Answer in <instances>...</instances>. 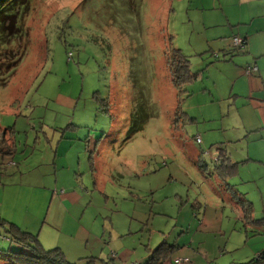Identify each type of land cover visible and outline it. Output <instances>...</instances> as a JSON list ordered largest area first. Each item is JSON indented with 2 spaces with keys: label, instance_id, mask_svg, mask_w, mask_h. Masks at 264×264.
<instances>
[{
  "label": "rangeland",
  "instance_id": "1",
  "mask_svg": "<svg viewBox=\"0 0 264 264\" xmlns=\"http://www.w3.org/2000/svg\"><path fill=\"white\" fill-rule=\"evenodd\" d=\"M186 5L187 0L31 1L23 58L12 76L0 77V147H17L4 162L12 161L15 174L0 172L1 180L13 177L10 187H16L0 192V214L37 233L40 226L31 222L43 221L51 195L68 189L63 201L72 204L74 221L64 210L65 223L45 222L56 235L44 231L41 242L60 247L70 262L95 257L96 264H145V247L162 241L180 246L172 259L182 258V222H193L182 208L195 198L201 201L195 210L200 218L204 208L215 213L217 202L226 207L218 210L225 213L221 222L209 225L224 232L201 228L207 242L200 253L220 257L216 236L225 234L224 243L233 227L235 235L244 234L241 221L231 217L234 191L213 171L210 155L190 156L198 147L213 155L217 144L208 139L226 141L235 134L226 129L227 113L219 114L227 99L218 105L209 92L220 75L210 53L213 47L222 54L213 40L225 30L222 19ZM170 47L187 55L196 75L178 82L182 92L170 75ZM197 137L205 144L197 145ZM224 145L234 158L245 150L241 138ZM249 166L253 173L242 186L255 189L264 180V166ZM59 207L55 200L54 224ZM191 228L195 233L197 225ZM2 234L0 226V250H6ZM192 264H203V256Z\"/></svg>",
  "mask_w": 264,
  "mask_h": 264
},
{
  "label": "crops",
  "instance_id": "2",
  "mask_svg": "<svg viewBox=\"0 0 264 264\" xmlns=\"http://www.w3.org/2000/svg\"><path fill=\"white\" fill-rule=\"evenodd\" d=\"M187 3V9H194L200 12L202 16L204 14L209 17L216 16L222 19L223 23L220 25L223 26L225 30L220 33L221 35L219 37L213 39L215 40V47L219 48L222 54L218 56V53H214L213 47L211 48L212 53H210L216 62L213 68L218 70L220 75L217 79H212L209 92L217 98L218 105H220L222 99H227L224 101L226 102V107L218 108L219 114L222 116L224 113H227L228 119L230 120L226 129H231L235 134V136L231 137V135L229 137L232 139L226 141H221L223 140L221 138L208 139L211 140L210 144L211 142L217 144L213 155L211 149L208 148V150L204 149L206 147H198L199 151L195 149L194 155L190 154V156L200 157L202 155L208 157L210 155L212 156H209L210 161H216L219 150L226 152L224 142L230 140L235 141L238 138L245 141V150L239 157L234 158L231 151L227 154V156L230 157L231 163L237 164L236 173L229 178L230 182L228 183L231 189H235L236 186H238L236 188L238 194L233 196L234 200H228L232 205L231 217L234 218L236 215V219L243 224L244 212L241 207V201L250 204L253 209L252 219H259L264 216V180H261L258 185H254L256 186L255 189H252L251 185L245 188L242 186L246 185L244 184L246 182L249 183V178L246 175L253 173V167L249 166V164L264 166V0H187ZM203 24H205V21ZM234 36H240L245 39L246 43L242 49H233L230 39ZM248 65L257 66V70L251 74H246L244 69ZM228 84H230L229 87ZM225 87H227L226 90ZM3 137H5V134ZM85 139L84 141L86 144ZM200 143L204 145L205 141H201ZM196 144L199 145L198 143ZM0 148H2L3 151L2 153L0 152V172L3 171L1 175L6 177L9 173L15 174V171L12 170V161L9 160L11 164L4 162L7 159L5 154H10L13 148H17L16 144L9 145L6 152L3 149L4 147ZM213 165L214 163H212V166ZM245 169L247 170L245 171ZM262 175L264 177V171ZM12 178L13 177L4 180L0 179V192L4 194L13 191L10 187L12 185ZM235 179H238V181ZM14 185L15 183L13 187L14 191H16ZM54 185L56 186V183H54ZM45 188L50 187L45 186ZM61 190H63V194L59 192V196H55V194L51 195L52 197L49 201L51 207L49 206L43 221L40 223L39 220L31 222L32 226H40L37 232L40 241H42V232L44 231L48 232V237L54 238L56 231L47 227L45 222L48 221L56 226L59 222L65 223L66 213L64 210L69 213V218L74 221L71 214L72 210H68L72 204H67L63 201L68 189L62 188L59 191ZM255 191L258 192L257 197L251 195V193ZM220 198L225 202L226 195L224 190ZM55 200H57L62 207H59L61 209V214L58 215L57 223L54 224L51 220L52 212L50 210L55 209ZM185 202L187 203V199ZM186 203H184V205ZM200 204L201 201L195 198L189 201L190 206H182V210L185 211L186 215H192L193 220V222H188V225H186L187 227H185V224L182 222V249L180 250V252H182V257H188L190 259V264L200 255L203 256V264H212L211 262L216 264L214 260L217 258V261L222 260L224 262L222 264L244 262L264 251V224L258 226H252L250 224L246 227L243 226L244 234L242 235L240 231L236 232L237 235H235L233 227L231 234H229L227 241L224 243H222V237H224L225 234L223 235V233H220L221 236H216L219 240V242L216 243V248L220 253L222 252V254L219 255L220 257H216L215 253L209 257L206 251L203 254L200 253L201 245L207 242V237L203 234V231L208 232L216 230L215 232H224L222 227L211 229L210 226L211 223H218L216 219L221 222V219L225 217V213L218 215V210L220 207L223 209L226 208L221 201L220 203L217 202L218 208H212L215 213L210 212L206 214L207 209L204 208L202 217L200 218L195 211L200 208ZM75 209H77V207ZM0 219L11 221L3 214H0ZM192 225H197V228L194 230L195 233H192ZM201 228L203 231H201ZM192 252L194 256L192 254L189 255V253ZM226 253H231V255L228 259H223L222 255ZM192 256L195 259H192ZM179 257L181 256H176L173 259L171 258L170 261H168L169 263L166 262V264H174L173 260ZM209 258H211L212 261H210ZM133 264L138 263L134 262Z\"/></svg>",
  "mask_w": 264,
  "mask_h": 264
},
{
  "label": "trees",
  "instance_id": "3",
  "mask_svg": "<svg viewBox=\"0 0 264 264\" xmlns=\"http://www.w3.org/2000/svg\"><path fill=\"white\" fill-rule=\"evenodd\" d=\"M31 1L0 0V77L12 76L11 73L14 72L23 58L24 23L31 8ZM245 43L244 39L242 46H233V49L240 50L245 46ZM166 54L169 58L168 67L172 81L182 92L183 86L181 88L178 82L182 81L183 85L189 82V78H191L190 81L194 79L196 75L190 74L189 59L187 55L182 53L180 48L170 47ZM0 152H3L2 148H0ZM212 163H214L212 166L213 171L221 180L225 181L226 188L234 191L235 195L238 194L227 184V180L236 173L237 164L231 163L230 157L223 150H219L217 160L212 161ZM241 207L244 212V227L250 224L252 226L264 224V216L259 219H252L253 209L249 203L241 201ZM0 226L4 230L5 234H2V237L8 248L0 250V264H96L95 257H84L80 258L79 261L70 262L66 258V253L60 247L45 248L39 239L38 233L23 229L14 222L0 219ZM12 245H16L17 248L12 249ZM178 247L180 246L166 241H162L153 249L146 246L148 257L145 264H165L170 261L173 252ZM232 264H264V251L247 261Z\"/></svg>",
  "mask_w": 264,
  "mask_h": 264
},
{
  "label": "built area",
  "instance_id": "4",
  "mask_svg": "<svg viewBox=\"0 0 264 264\" xmlns=\"http://www.w3.org/2000/svg\"><path fill=\"white\" fill-rule=\"evenodd\" d=\"M243 43H244V39L240 36H234L231 39L232 46H235V47L242 46ZM244 70L246 74H251L257 70V66L248 65ZM196 143H200V139L198 137L196 138ZM189 261L190 259L188 257H182V258H175L173 260V263L174 264H185V263H189Z\"/></svg>",
  "mask_w": 264,
  "mask_h": 264
}]
</instances>
